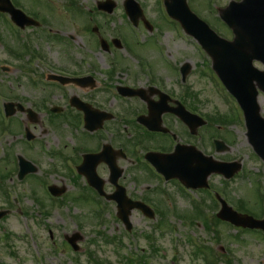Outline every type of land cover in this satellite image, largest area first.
I'll list each match as a JSON object with an SVG mask.
<instances>
[{
    "label": "flooded vegetation",
    "instance_id": "af4514ba",
    "mask_svg": "<svg viewBox=\"0 0 264 264\" xmlns=\"http://www.w3.org/2000/svg\"><path fill=\"white\" fill-rule=\"evenodd\" d=\"M57 1L65 5L61 8L52 6L51 0H30L25 8L20 0H12L15 9L28 18L17 25L10 23L8 15L0 14V53L5 63L0 66V100L17 105L7 122L9 130L2 128L1 106L0 139L6 135L18 139L21 146L20 154L2 158L0 164H13L14 160L17 166L18 157L39 156L37 149L43 145L48 173L60 175L65 194L68 188H75L96 195L87 184L86 177L91 174L103 182L105 192L113 193L116 181H112V172L119 168L121 176L116 183L127 197L158 206L163 193L154 182L161 178L146 155H170L177 146L197 148L204 154L205 148H211V115L205 114V103L198 100L193 57H180V51L168 50L167 60L162 61L156 49L147 53L144 46L134 44L139 50H131L127 43L135 37L123 7L126 0H110L115 7L110 17L123 20L124 32L115 31L109 39L99 30L92 32L88 23L105 16L98 10L105 0ZM62 22L76 26L81 35H69ZM140 22L141 18L139 31L146 32ZM9 75L13 80H8ZM52 77L82 82L61 84ZM125 88L129 90L121 91ZM128 93L134 95H122ZM180 105L204 124L197 118L184 123L176 114ZM87 155L97 157L85 162ZM128 168L138 173L134 181H142L139 189L145 198L127 190L123 180ZM74 197L78 201V196Z\"/></svg>",
    "mask_w": 264,
    "mask_h": 264
},
{
    "label": "rangeland",
    "instance_id": "374dc122",
    "mask_svg": "<svg viewBox=\"0 0 264 264\" xmlns=\"http://www.w3.org/2000/svg\"><path fill=\"white\" fill-rule=\"evenodd\" d=\"M20 1L25 8L28 3L30 4V0ZM142 1L144 3H142V9L146 14H143L145 20L147 22L149 20L150 25L155 29H162V33L157 31L159 35L155 34L154 37H158L159 41L172 51L179 50L180 57H183L184 54H191L193 57L190 61L195 63L196 77L194 80L198 93H200L198 100L204 101L205 114H210L213 117L211 119V134L212 136L216 135L229 147V150L222 154L214 153L213 149L209 148H205V152L211 154L216 160L235 161L242 166L240 175L231 179V182L228 181L226 186L221 184L223 180L220 176H211L208 182L213 187L225 188L229 194L230 202L234 205L237 206L238 200L244 206L255 211V216L263 217L264 208L260 209L255 193L256 188H259L260 192L264 194L263 163L253 155L254 153L247 143L244 124L240 120L224 126L221 118L215 120V116L221 114L229 116L232 113L230 106L235 108L236 106L214 80H212L213 87H211L209 80L202 78L198 70H202L203 65L200 69L197 68L205 62V58L199 56V64L198 58L190 46L184 45L175 38L172 32L158 26L164 24L166 28L179 30L177 26L172 25V22L168 23L169 20L166 16L167 19L160 17L163 23L157 19L160 15H165L163 5L151 0ZM229 1L187 0V3L191 11L204 20L219 36L229 39L230 32L226 31L225 27L217 21V8L225 7ZM53 3L54 6L61 8L65 5L64 1L54 0ZM58 14L62 16V14ZM116 21L123 22L120 17H117ZM62 23L69 35H81L76 26L71 27L70 23ZM75 24L77 25V23ZM100 26L103 32L102 36L104 38L106 36L107 39L113 34L115 35L114 32L117 31L114 24H105L102 27V20ZM118 30L124 32L122 26H119ZM142 36L140 42L133 41L127 44L132 46L131 50H139L137 46H144L143 49H146L147 53H153L158 42L146 32H143ZM74 39V43H76L77 38ZM142 40L145 42L143 43ZM84 41L86 40L84 39ZM52 55H56V50L52 51ZM178 55L175 54L176 57ZM180 59L182 60V58ZM258 68L264 70L263 67L259 66ZM13 78V75H9L8 80H13ZM4 86L8 87V85ZM258 101L261 116L264 117V95L260 94ZM233 115L236 117L238 112L233 110ZM214 120L215 123H213ZM214 125L217 129L214 128ZM18 143L19 140L13 138L8 142V149L13 151V154H20L21 147ZM42 166L45 167V164ZM13 171L14 167L12 166L5 173L13 174ZM124 178L123 181L129 192H132L134 196L140 195L145 198L144 193L142 195V191L139 189V186L142 187V181L139 183L134 181L135 178H138L137 172L128 168ZM12 179L13 177L8 176L5 181L0 182L1 190L2 188L8 190L10 198L14 200L13 204L8 203L0 191V210H10V214L0 220V264H126L125 260L131 258L130 256L133 257L134 264H137L138 255L146 257V260L141 264H202L201 257H194L197 253L191 241L196 244H204L205 248L209 247L214 249L211 251L218 252L214 264H264V238L240 231L229 224L218 223L214 218L218 209L214 208H208L204 213L208 226H210L208 230H205L206 228L199 220L191 221L190 215L193 212L191 203L182 198L172 186H168L167 191L163 194L165 202L170 203L169 206L159 201L160 209L165 214L162 217V225L159 224V221L162 220L160 216L155 214V218L151 220L134 211L130 216L131 231L127 232L116 218V210L112 202L105 203L107 208L102 214L104 220L101 225L96 226V215L93 211L96 209L92 196H88V203H80L79 198L78 201L74 200V196H79L78 190L68 188L70 191L65 196L67 200L69 199L68 201L64 199L63 204L60 203L61 199H58L57 202L51 201L46 192V183L60 187L64 183L60 179V175L53 177L51 174L50 177H47L37 172L28 175L21 182L17 180L13 182ZM147 181L150 182V179L147 178ZM36 200H39L42 205ZM161 200L163 199L161 198ZM206 205L211 206V202L207 201ZM175 214L187 217L182 218ZM75 222L77 225L74 224ZM210 230H213L212 234ZM74 233L81 235V240L77 242L78 251L76 252L65 242V238ZM109 238L115 239V242H111ZM205 252L207 251L205 250Z\"/></svg>",
    "mask_w": 264,
    "mask_h": 264
},
{
    "label": "water",
    "instance_id": "95a60500",
    "mask_svg": "<svg viewBox=\"0 0 264 264\" xmlns=\"http://www.w3.org/2000/svg\"><path fill=\"white\" fill-rule=\"evenodd\" d=\"M181 6L186 8L184 0L181 1ZM219 14L220 18L231 28L235 36L233 42H226L216 38L205 26V30L208 31L212 40L211 42L206 41L205 36L200 32L198 33V37L201 44L211 47L209 52L212 55H214L216 51L223 53V55L246 52L249 54L254 53L257 55V58L264 61V58H261V55L264 57V0H242L240 3H230L229 7L220 10ZM178 16L183 22L181 12H179ZM194 20L196 25H203L197 18H194ZM185 27L187 28L188 25H185ZM214 45L215 48L213 47ZM217 45L227 47L219 48L216 47ZM213 59L219 77L227 89L237 98L244 111L249 142L264 160V120L259 116V108L256 103L257 92L253 85V81H256L257 86L264 91V73L258 72L251 67V59H248L246 62L244 59L241 60L236 56L224 58L217 57ZM212 165L215 166L214 163ZM233 166L234 172L239 169V166L235 164H233ZM215 171L220 172L217 168H213L211 171H208L205 176L207 177L211 172ZM233 173H229L226 177L230 178ZM125 207L126 206L122 205V208H119V217L127 225L130 208L125 209ZM3 215V213H0V217ZM217 217L221 220L229 221L237 227L264 230V220L256 221L250 217L239 216L225 206H223ZM77 240V235H74L68 240L75 250V242Z\"/></svg>",
    "mask_w": 264,
    "mask_h": 264
}]
</instances>
